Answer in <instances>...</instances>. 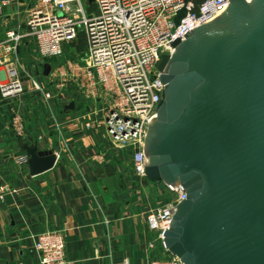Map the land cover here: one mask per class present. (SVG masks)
Masks as SVG:
<instances>
[{
    "label": "water",
    "instance_id": "water-1",
    "mask_svg": "<svg viewBox=\"0 0 264 264\" xmlns=\"http://www.w3.org/2000/svg\"><path fill=\"white\" fill-rule=\"evenodd\" d=\"M229 2L162 55L145 139L147 181L187 196L164 234L184 264H264V0ZM20 145L32 176L56 166L53 150Z\"/></svg>",
    "mask_w": 264,
    "mask_h": 264
},
{
    "label": "crops",
    "instance_id": "crops-1",
    "mask_svg": "<svg viewBox=\"0 0 264 264\" xmlns=\"http://www.w3.org/2000/svg\"><path fill=\"white\" fill-rule=\"evenodd\" d=\"M34 4L35 0H0V40L8 30L25 31ZM35 59L28 37L17 51L2 53L0 86L10 79L12 68L38 81ZM27 83L25 93L8 103L12 112L27 117L25 136L17 137L0 114V186L10 182L19 189L16 198L7 196L0 202V264H38L31 237L47 230L62 232L69 264H124L126 260L146 264L144 248L150 238L146 216L157 206L149 193L155 187L161 193L163 184L148 185L143 180L136 186L127 184L131 163L121 159L117 150H108L103 131L107 101H56L55 96L46 103L42 96H33ZM71 104L74 109H67ZM78 115L88 116L95 128L87 130ZM21 143L53 150L58 156L56 166L32 176L18 164V157L26 154Z\"/></svg>",
    "mask_w": 264,
    "mask_h": 264
},
{
    "label": "built area",
    "instance_id": "built-area-1",
    "mask_svg": "<svg viewBox=\"0 0 264 264\" xmlns=\"http://www.w3.org/2000/svg\"><path fill=\"white\" fill-rule=\"evenodd\" d=\"M89 11L83 0H35L25 21V31L8 30L0 40V55L17 51L18 45L28 37L35 49L41 69L46 59L63 54V44L73 43L83 33L86 39L88 66L79 69L71 65L81 88L92 96L101 91L110 95L103 109L102 124L109 139L110 151L126 149L131 163L132 184L147 181L148 157L145 139L150 123L156 118V107L162 99L165 85L161 81L158 64L164 52L172 54V44L186 37L208 19L219 14L229 0H202L196 6L191 0H93ZM0 5V17L3 14ZM10 79L0 86V100L17 99L25 93L28 80L31 88L39 92L48 103L54 95L26 73V81L15 68ZM101 88V89H100ZM7 126L17 137H24L26 126L17 113L10 115ZM87 130L95 128L88 116L78 115ZM57 128L58 119H53ZM41 140V138H40ZM18 164L28 170V157L22 154ZM18 187L10 182L0 186V202L7 196L16 198ZM160 195L164 202L150 209L146 228L150 238L144 253L146 264H184L167 253L164 234L170 229L177 206L187 196L181 185H164ZM19 234V233H18ZM32 251L38 264H69L66 242L61 231L47 230L31 237ZM124 264H130L125 261Z\"/></svg>",
    "mask_w": 264,
    "mask_h": 264
},
{
    "label": "rangeland",
    "instance_id": "rangeland-1",
    "mask_svg": "<svg viewBox=\"0 0 264 264\" xmlns=\"http://www.w3.org/2000/svg\"><path fill=\"white\" fill-rule=\"evenodd\" d=\"M249 1V0H248ZM84 8L88 12L89 11V5L87 3V0H83ZM72 43H65L63 44V54L62 56L55 58V59H46L44 62L45 64H50L52 67V71L48 77H45L43 75L44 66L41 69V67L38 65L39 73L38 76L34 74V78L38 80L40 84L44 86L45 92H50L55 96H57L56 101H111L110 95H108L104 89L100 88L101 91H99L98 94L95 96H92L89 92L86 91L85 88H81L78 84L77 78L74 76L71 65H76L79 69H86L88 66V54L86 49L83 52H77L74 48H72ZM35 50V49H34ZM34 73V72H33ZM38 77V78H37ZM23 79L26 81V76H23ZM30 85V84H29ZM27 88V87H26ZM33 96L40 97L42 96L39 92H35L32 88L30 89ZM32 97V96H30ZM9 102L7 101H1V115L3 119L5 120L7 125V121L9 120L10 115L16 112H12L10 109V106L8 105ZM0 109V110H1ZM10 112H8V110ZM17 115H20L25 123L26 131L27 126L29 125L27 121V117L24 115H21L17 113ZM102 120V119H101ZM53 121V120H52ZM54 123V121H53ZM55 125V124H54ZM104 132H106L105 129H103ZM110 139V137H109ZM120 153V158H125L126 155V149H118L117 150ZM128 160V158H126ZM128 163V162H127ZM21 167V166H20ZM29 168V167H28ZM128 185L132 184L131 182H127ZM148 185H153L152 183L148 182ZM133 185V184H132ZM163 186V185H162ZM124 191V189H123ZM127 189H125V194ZM151 197V200H153V204H156L157 206H152L150 209H154L155 207H159L163 202L164 198L160 195V191L157 190V188H153V190L149 193ZM161 203V204H160ZM149 209V210H150ZM148 210V211H149Z\"/></svg>",
    "mask_w": 264,
    "mask_h": 264
},
{
    "label": "trees",
    "instance_id": "trees-1",
    "mask_svg": "<svg viewBox=\"0 0 264 264\" xmlns=\"http://www.w3.org/2000/svg\"><path fill=\"white\" fill-rule=\"evenodd\" d=\"M191 1H193L195 3V5L198 6L202 0H191ZM72 44H73L72 48H74L77 52H79V53L83 52L86 49L85 35L83 33L79 34L78 39L75 42H73ZM7 110H8V112H10L9 109H7ZM125 158H128V151L127 150H126ZM130 179H132V178H130ZM132 182L133 181L131 180V183Z\"/></svg>",
    "mask_w": 264,
    "mask_h": 264
},
{
    "label": "bare ground",
    "instance_id": "bare-ground-1",
    "mask_svg": "<svg viewBox=\"0 0 264 264\" xmlns=\"http://www.w3.org/2000/svg\"><path fill=\"white\" fill-rule=\"evenodd\" d=\"M247 1H248V0H247ZM248 2L250 3L251 0H249ZM164 54H168V53H167V52H164L163 55H164ZM172 54H173V53H172ZM172 54H171V55H172ZM156 117H157V116H156ZM155 119H156V118H155Z\"/></svg>",
    "mask_w": 264,
    "mask_h": 264
}]
</instances>
